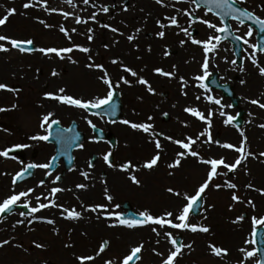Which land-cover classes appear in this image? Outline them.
<instances>
[{
	"label": "rangeland",
	"instance_id": "1",
	"mask_svg": "<svg viewBox=\"0 0 264 264\" xmlns=\"http://www.w3.org/2000/svg\"><path fill=\"white\" fill-rule=\"evenodd\" d=\"M25 3H32L33 7L25 9L23 7ZM236 4L264 19V0H245L243 4ZM104 7L109 9L108 12L103 11ZM13 9L14 14L8 18L5 25L0 26V35L17 41L32 40L34 51L19 52L7 41H0V45L9 49L7 52H0V84L14 90L11 92L0 90V108L6 109L0 112V152L27 145L24 148L27 150L25 159L28 162L35 160L34 164L39 165L46 164L50 159L54 148L44 141L33 140L32 137L47 134L48 125L45 124L42 128L41 123L43 117L49 113L52 115L48 123H51V120H57L61 125L66 124L65 121H60L62 114L59 109L71 107L48 99L46 96L59 95L57 94L58 85H67L69 79L67 65L70 63L102 64L104 70L108 69L109 76H107L113 85L112 90L118 91L123 104V117L120 121L127 120L135 123L138 117L142 118L148 114L154 125L152 134L157 142H161L163 137L172 133L177 137L185 138L186 133L193 132L195 134L193 139L196 140L197 145L199 144L202 139L199 134L203 132L199 119L185 111L191 108L200 112L193 95L197 87L196 79H192V84L189 85L193 89L190 98L182 93L181 80L179 82L176 80L170 89L165 87L160 90L155 81L151 80L155 77L154 65L157 63L156 56L152 52L156 53L158 59L162 55V49L161 44L157 46L152 43V38L158 37L156 33L165 32L162 29H170V33L175 35L177 42L181 44V41H184L182 45H173V51L168 50L171 54L168 53L170 58L173 59L174 71L178 70L180 74L184 71L188 72L190 76H193L192 78L200 76L202 73L199 68L200 61L203 63L205 53L202 45L193 44L191 41L196 39L206 42L210 36L218 34L199 23V20L204 19L220 26L215 16L202 8H197L192 0H180V2L162 0V4H156L155 0H89L87 5L83 3V0H72V4H69L67 0H46V6L45 0H0V18ZM52 9L55 11H51ZM193 9L195 11L190 20L184 13H192ZM61 13H67V19ZM93 13L96 14L95 19H92ZM166 17H175L179 27L169 26L171 20ZM77 18L87 22L78 24ZM41 20L44 23H40ZM157 21L166 27L158 26ZM45 24L50 27H45ZM231 24L234 31H236L234 26H237V31L238 28L246 31L245 25ZM61 26L65 28L67 36L60 31ZM113 28L116 29L115 32L111 30ZM184 28L188 29L191 35L181 31ZM89 34L92 36L91 41L88 39ZM236 34L243 36L244 33ZM129 36L134 38L129 41ZM212 43L217 42L213 40ZM218 44L220 46L208 54L210 62L208 68H215V70L220 69L223 64H226L227 68L231 59L225 45ZM80 47L88 48L90 51L80 52ZM39 48L58 50L72 48L73 51L62 52L64 59H60L55 53L44 55L35 50ZM174 48H179V51H175ZM247 53L248 51L243 52L245 55ZM144 57L148 61L147 64L143 61ZM114 59L117 61L115 64L112 63ZM252 59H255L257 64H264V54L250 55L244 63H252ZM125 67L137 75L132 76L129 72L123 71ZM212 69L208 71L211 72ZM53 71L57 73L56 76L52 75ZM95 74H98L102 81L105 72ZM121 78L128 83H123ZM141 78L148 79L151 92L147 85L138 82ZM92 79H96V76ZM75 87L82 89L84 85H75ZM163 91L168 94L166 99L160 95ZM67 93H71V90L69 89ZM208 107L212 109L213 105L208 103ZM214 109L218 107L214 105ZM163 114L168 115L167 123L161 120ZM228 114L232 115L229 109ZM212 118L213 113L211 116L207 113L206 119L209 123H205L206 134L210 132L209 125ZM120 121L109 124V129L117 139V151L127 153L125 162L135 167H132L130 172H124L125 176L117 185L105 188L107 195L112 197L111 202L106 199L105 191L103 194H97L100 190H94V196L82 194L89 190L78 189L75 186L74 171L68 173L61 183L52 182L39 190L38 181L47 179L48 175L46 168H36L34 180L17 186L12 181L22 166L0 156V202L10 195L32 189L31 194L22 198L18 204L28 202L30 207H36L38 204H50L54 200L58 205V207L43 208L38 213L26 216L16 212L0 220V241H9L7 244L8 256L11 257L9 263L81 264L77 257L92 256L95 259L90 260L91 262L85 259L86 262L83 261V264H105L106 261L121 264L133 247L142 244L143 248L136 264H162L168 254L175 250L169 243L168 237L164 235V232H169L173 239L179 235L182 244L191 245V248L182 249L174 264H257V255L245 259V253L255 251L252 240L254 230L264 229V225L259 224L255 229L253 227L254 218L257 220L264 218V194H262L264 193V173L258 166L256 169H259L262 174L253 172L251 167H247L242 174H237L235 181L231 183L236 186L234 189L227 187L229 182L220 183L214 179L210 182L203 193L204 201L200 215L196 218L189 217L188 220L191 225L207 227L209 229L207 233L168 227L162 229L158 225L130 229L118 224L115 217L120 214L119 206L124 202H128L136 214L148 212L153 217L164 216L175 208L174 213L172 212L173 217L169 219L178 223L174 220L175 215L178 214L176 210H181L187 203L184 199L185 195L193 196L200 185L207 180L210 166V164H203L204 170L200 174L193 173L187 168L188 166L169 168L164 163L155 167L153 177L147 178L142 170L141 173L139 172L140 166L153 156L145 150L140 141L136 142L135 131ZM222 126L225 127V125ZM198 136L199 139H197ZM239 137L242 138V136ZM209 141L211 145L207 149L213 147L211 138ZM204 150H197V153H203V156L199 155L200 160H212L211 153L206 154ZM32 152L38 153L35 158L31 157ZM130 176H135L139 180V186L131 182ZM55 187L63 191L56 193L53 197L51 189ZM245 187H249L250 191H247ZM170 188L174 192H179L180 196L170 193L168 191ZM233 194L238 196V202L233 201ZM37 196L41 197L39 201L36 200ZM45 196L49 199H44ZM65 209L84 212L86 217L81 228H84V232L88 235L91 234L87 239L83 237L75 240L74 238L70 241L63 237L62 234L69 225V222L63 218H58V221L51 225L44 222L48 219L54 221V218L50 217L54 212L61 215L67 214ZM85 209H96V211ZM19 220H24V223L18 224ZM109 224L117 226L109 227ZM153 227L160 233L159 236L151 230ZM224 230H227L225 236H223ZM220 231L222 234H219ZM102 241H107L108 244L106 249L97 255ZM37 243L42 247L36 248ZM66 245L71 246L66 247ZM209 245L227 250V255H213ZM241 249H244V252H241Z\"/></svg>",
	"mask_w": 264,
	"mask_h": 264
},
{
	"label": "flooded vegetation",
	"instance_id": "2",
	"mask_svg": "<svg viewBox=\"0 0 264 264\" xmlns=\"http://www.w3.org/2000/svg\"><path fill=\"white\" fill-rule=\"evenodd\" d=\"M249 31L251 32V36H246V33ZM237 32L244 33L241 37L245 38L247 43L243 45L242 53L247 51L248 53L246 55L243 54L244 56L242 57V64H229L227 68L219 69L218 73L220 81L230 85L232 93L234 94V99L237 102V108L230 109V107L227 105L224 107L223 97L221 94L217 93L212 94L211 98L214 101L218 100L219 104L211 103L213 108L208 110V103L210 102L208 100L209 97L208 92L206 91L207 89L205 87L201 88L199 86H197L195 89L196 102L198 104L200 113L205 117L207 113H213L212 122L210 124V132L202 136V139L199 142L200 150L203 151L205 149L204 152L206 153V147L210 146L208 141L210 140L211 136L214 134H216L215 136L219 135V140L217 139V143L214 144L213 148L210 149L211 155L213 159H223L225 163L232 165L235 163V160L241 156V153L235 151L233 148L225 149L221 147V145L229 144L235 148H239L242 142L238 140H245L243 141V151L247 156V159L243 160L242 163L232 172H228V170L222 166L218 167L217 171L220 174L215 176L213 179L220 183H233L235 181L234 179L236 178V175H240L245 172L247 167H251L255 173H264V156L261 155V153H264V127H259V125H264V108H260L258 105L250 103L251 100H258L259 103L264 104V76L259 74V68L257 66L253 65L252 63H244L245 59L254 53V47H249V43L250 45L254 46L253 29L246 27V31H244L243 29L241 30L238 28ZM167 35L168 34H166L163 38H152V43L157 44V46L161 44L160 47L162 49V55H158V59L156 53L152 52L155 54L157 62L154 67L156 70L160 69L166 73H171V76H160L156 70L154 71L155 77L151 79L153 82L155 81V84L161 87H170L175 82L176 78V74L174 73V68L172 65L173 59L170 58V52L168 51H173L174 44L163 42V39L165 41L167 38H170ZM143 61L146 62V64L148 63L145 57ZM87 65L89 64H68L67 69L69 70V79L67 80V85H58L59 89L63 88L65 89V92L60 93L57 91V94L67 95L82 101L92 102H95V100L99 98L106 97L109 90L108 86L101 81V78L98 74H95L101 69L96 67L89 68ZM258 65L259 67H264V64ZM144 68L143 71L145 72ZM87 76L88 78H86ZM95 76L96 79H92V77ZM191 80V76L183 78V81L188 85V87L192 83ZM75 85H84V87L82 89H77ZM69 89L71 90V93H67ZM186 95H189L188 90L186 91ZM214 105H216L218 109L215 110ZM228 109L232 111L231 116L233 117V120L230 123H225L227 117L229 116ZM59 112L62 114V121H67L70 123L76 122L84 129L86 133L84 137V144H82L78 150L76 165L74 164V170L77 174L75 178L76 187L77 185H85L83 189L77 188L82 190L87 189L89 191L82 194L94 196V190H100V192L97 194H103L106 187L109 188L111 185L113 186L118 184L122 178L121 168L126 165L125 161L128 157V154H123L124 152L117 151L116 149L112 150L110 144L107 141H98L96 136L88 130V128H91L88 121H91L92 124H94L97 128L109 134L110 132L108 130L106 120L102 117L89 114L83 110L68 109L67 107L64 109H59ZM221 112H223L225 115L221 116ZM239 114H241L240 126L237 127L234 121L238 118ZM199 123L202 131L205 132V123L200 119ZM222 125H225V127ZM241 132L244 134L242 138L239 137L241 136ZM207 135H209V137ZM249 153L250 155H248ZM108 154H110L109 160L113 161L112 167H108L103 159L104 156ZM84 157H87L89 162H87V160L85 161ZM115 164H117V166ZM256 166H258L262 172L259 169H256ZM140 168H143L145 176L152 171H155L153 168L150 170L145 169L143 166H140ZM190 169L193 171V173L201 174V171L204 170V165L199 162V165L196 166V170L194 168ZM62 173L63 165H60L58 174L61 175ZM82 173L86 174L87 178H85V175ZM44 183L48 184L47 181H44Z\"/></svg>",
	"mask_w": 264,
	"mask_h": 264
},
{
	"label": "snow or ice",
	"instance_id": "3",
	"mask_svg": "<svg viewBox=\"0 0 264 264\" xmlns=\"http://www.w3.org/2000/svg\"><path fill=\"white\" fill-rule=\"evenodd\" d=\"M67 2L69 4H72V0H67ZM178 2H180V0H178ZM205 2L214 4L217 8H219L221 10V12H223L224 16H231V18L235 19V20H240L241 17H243L244 19H251L253 17V14L248 12L247 10L235 8L233 6L236 3H239V4L245 3V0H205ZM83 3L85 5H87L89 3V0H83ZM155 3L156 4H162V0H155ZM192 3L198 5L199 0H192ZM45 6H46V0H45ZM23 7L25 9H28V8L33 7V4L32 3H25L23 5ZM225 9H227V10H225ZM108 10L109 9L107 7L103 8V11L105 13L108 12ZM125 10H127V9H125ZM14 11H15L14 9L13 10H9L7 12V15H5L3 18H0V26L5 25V23L7 22L8 18L11 15L14 14ZM51 11H55V9H52ZM194 11H195V9H193L192 13L185 12L184 15L189 16V19L191 20L192 19V14L194 13ZM61 14L64 15L65 18L67 19V17H68L67 13H61ZM95 15L96 14L93 13L92 19H95ZM205 15H207V13H205ZM166 19H170L171 20V24L169 26L179 27L175 17H171V18L166 17ZM86 22L87 21H82L79 18L76 19V23H78V24L79 23H86ZM257 22L261 25L262 30H264V20H259L257 18ZM40 23H44V21L41 20ZM199 23L206 25L207 28H209V29H213L216 33L230 34V29L228 28L227 25L224 24L223 20H221V26H217L215 23L209 22L208 20H204V19L199 20ZM157 24L160 27H166L165 25L160 24L159 21H157ZM45 27H50V26L45 24ZM103 27H108V26L107 25H103ZM111 30L113 32L116 31V29H114V28L111 29ZM60 31L62 33H64L66 36L68 35V33L65 31V28L63 26L60 27ZM73 31H75V30L73 29ZM137 31H139V30H137ZM181 31L185 32L187 35H191V33H189L188 29H186V28L181 29ZM89 32H91V29H89ZM158 36L160 38H163L165 36V32H163V31L159 32ZM246 36H251V32L249 31L248 33H246ZM133 38H134L133 36H129L128 40L131 41ZM222 38L223 37L220 36V35L210 36L208 38V41H206V42H202V41H199V40H196V39H192L191 42L193 44L202 45L204 53H205V60H204V63L202 65V70H203L204 75L196 76V77H194V79H196L198 81H203L210 75V73L208 71V66H209L208 54L210 52H213V51L216 50L217 45H218L219 41ZM88 39H89V41H91L92 40V36L89 35ZM234 39L237 40V41H240V40L243 39L244 43H247V40L245 38H243V37H240V36H235ZM213 40H215L217 43L213 44L212 43ZM0 41H7V43L10 44L13 49H17L20 52H23L25 50L24 47H22V44H26V45H32L33 44L32 40L17 41L15 39H9V38H7V37H5L3 35H0ZM183 43H184V41H181V44H183ZM249 47H254V46L249 45ZM35 50L43 53L44 55H48L49 53H55V55L57 57H59L60 59H64V56L61 55L62 52L63 53H70V52L73 51L72 48H65V49H59V50L58 49H54V48H49V49L39 48V49H35ZM7 51H9L8 48L4 47L3 45H0V52H7ZM79 51L83 52V53H88L90 50L88 48H85V47H80ZM254 54H255V49H254L253 55ZM73 62H75V61H73ZM112 63L115 64V63H117V61L114 59L112 61ZM232 63H235V61H232ZM252 64L257 66L259 68V74L261 76H264V67H259V65L257 64V61L255 59H252ZM87 67H89V68L96 67V68H100L103 71V68L100 65L89 64V65H87ZM241 70H243V69H241ZM123 71L129 72L132 76H136L137 75L134 71H132L131 69H129L127 67H125L123 69ZM156 72L160 76H171V73H166V72H164V71H162L160 69H157ZM52 75L56 76L57 73L55 71H53ZM121 80H122L123 83H128V81L124 80L123 78H121ZM102 82L105 85L108 86L109 90L107 92V96L104 97V98H99V99L95 100V102L82 101L80 99L73 98V97H70V96H67V95L48 94L46 96V98L52 99V100H56L59 103L67 105V106H70V107H75V108H78V109H82L85 112H89V110H91V109H98V108H101L104 105H109L111 100H112V97H113L112 87H113V85L111 84L110 80L108 79L106 72H105L104 77L102 78ZM138 82L140 84H142V85H147L149 92L152 91L151 86L148 85V82L146 80L141 78V79H139ZM199 87L204 88L205 86H204V84H200ZM0 90H6V91H10V92L14 91L11 88H7V86L4 85V84H0ZM59 92L60 93H64L65 89L61 88V89H59ZM198 99H199V97H198ZM208 100H209L210 103L219 104L218 100L214 101V100H212L211 97H209ZM250 103L258 105L260 108H264V104L259 103L258 100H251ZM13 107H15V105ZM3 111H6V109L0 108V112H3ZM185 111L190 113L191 115L197 117L198 119H200L204 123H206V124L209 123L208 120L206 119V117L203 114H201L200 112H198V111H196L194 109H191V108H187V109H185ZM51 115L52 114L49 113L48 115H45L43 117V121L41 123V127L42 128H44L45 124L48 125V128H51L53 124H58L59 123V121H57V120H51V123H48L49 120L51 119ZM220 115L223 116L225 114L223 112H221ZM208 116H211V113H208ZM232 120H233V117L232 116H228L227 120L225 121V123H230ZM88 123H89L90 127L95 128V125L92 124L91 121H88ZM120 123L128 125L133 130H141V131H143L145 133H148L149 129L151 128V125L130 123L127 120H122V121H120ZM259 127H264V125H259ZM205 134H206V131L205 132H201L199 135L200 136H204ZM240 135L243 137V135H244L243 132H241ZM32 139L33 140H39V141H48L49 135L34 136V137H32ZM197 139H199V136L197 137ZM173 142L178 144V146L180 148L185 149L187 155L193 156V157L198 156V153L196 151L190 150L191 146L196 143V140L188 138V142L187 143H183V142H180V141H173ZM243 146H244V142H242V144H241V146L239 148H235L234 146L229 145V144H222L221 145V147H223L225 149L233 148L235 151L241 153V156L239 158H237L235 160V163L232 164V165H229V164L225 163L223 159H220V160H216V159L203 160V159H201L199 161L200 163H203V164H210L211 170L208 172L207 180H205V182L200 185L198 190L195 192V195H193V196L185 195L184 196V199L187 201V204L184 207H182V209L180 210L179 214L175 215V217H174V220L178 221V223L177 222H173V219H169V217H173V213L172 212H167V213H165L164 216H160V217H153L148 212H141L139 214L140 219H138V220L124 219V218H122L120 216H116L115 219L118 221V224L120 226H124V227L130 228V229L131 228H135V227H143L145 225H158L162 229L165 228V227H168V228H172V229H180V230L188 229V230H190L192 232L199 231V232H202V233H207L209 231V229L207 227H197V226L191 225L188 222L190 211H192L194 209V206L201 199L202 194L205 193L206 189L209 187V184L213 180V178L220 174L217 171L218 167L222 166L223 168L227 169L228 172H232V171H234L237 168V166H239L242 163L243 160L247 159V156L244 154V151H243ZM23 147H27V145H24ZM160 147H161L160 143L157 142L156 143V148L160 149ZM7 155H8L7 151L0 152V156L7 157ZM109 155L110 154L105 155L103 159H104L105 163L108 165V167H112L113 165L109 162ZM184 155H185V153H178V156L180 158L176 159L173 163L169 164L168 167L169 168L179 167L181 165V159L184 158ZM248 155H250V153ZM261 155L264 156V153H261ZM159 159H160L159 155H156L150 161L146 162L143 165V167L145 169H149L150 170L154 166L157 165V162H158ZM48 167H49V165H47V164H39V165L38 164H29V165H27V168L24 171L26 172L28 169L48 168ZM130 167H131L130 164H126V165H124L121 168V171H127ZM83 175H85V178H87L86 174H83ZM22 177H23V173H17V175L15 177H13V181H12L13 184H16L18 179H20ZM129 179L131 180V182L133 184L139 186L140 182L135 176H130ZM56 180H59V177H57ZM56 180H53V183H56ZM41 183H43V182H41ZM77 187L78 188H84L85 185H77ZM227 187L229 189H234L236 186L234 184L228 183ZM249 187H251V185H249ZM32 191H33L32 189H29L28 191H24V192H20L18 194L10 195L8 198H6L2 202H0V216H2L5 213H11L12 209L15 206H19V207H23V208L27 209L28 214L37 213L43 208L58 207V205L55 204L54 200L50 204H38L36 207H30L28 202H23L22 204H18V202H20L22 200V198L28 197L31 194ZM61 191H63V189H61L59 187H55V188L51 189V194L54 197L56 193H59ZM168 191L170 193H172L173 195L180 196L179 192H174L173 189H171V188L168 189ZM105 192H106V199L109 202H111L112 197L110 195H107V189H105ZM262 194H264V193H262ZM40 199H41V197H39V196L36 197L37 201H39ZM44 199L47 200L49 198L47 196H45ZM232 199H233V201H237V202L239 201L238 196H236L235 194H233ZM249 203H251V201H249ZM97 207L98 208H102V206H97ZM85 210L86 211H89V210L96 211V209H85ZM64 211L67 212V215L64 216V219L78 220V219L81 218L80 213L75 211L74 209L70 210V211L65 209ZM104 211H107V209H104ZM20 215L21 216H25L24 213H20ZM25 219H27V217H25ZM240 219H242V217ZM29 222H31V221H29ZM44 222L49 224V225L54 223V221L51 220V219H48V220H46ZM17 223L18 224H23L24 220H19V221H17ZM258 224L259 225H264V218H261L259 220L254 218L253 219V227H254V229L256 228V226ZM108 226L109 227H115L117 225L109 224ZM151 230L153 232H155L157 234V236L160 235V233L157 231V229L155 227H153ZM164 235L166 237H168L169 243L172 244V246H173V248L175 250L171 251L168 254L167 258L163 260L162 264H174L175 259L177 258V256L179 254H181L182 249L185 248V247L191 248V245L190 244L189 245H184L182 243L178 244V242L175 239L172 238V235L169 232H164ZM253 235H255V231H254ZM8 243H9L8 240H4L3 242H0V247H3L4 245H7ZM107 244H108L107 241H104L103 244H101V246L99 248V251L97 252V255H100V253H102L105 250V247L107 246ZM70 246L71 245H66V247H70ZM35 247L36 248H41L42 245L37 243V244H35ZM209 247L211 248V251H212L213 255H216V256H220L221 254L227 255V250L221 249V248L213 246V245H209ZM142 248H143L142 244L138 245L136 247H133L131 249V254L127 255L126 257H124V259L121 261V264H129V262L133 261L134 258L138 259L139 258L138 254L141 252ZM240 251L244 252V249H241ZM157 254L159 255V253H157ZM255 255H256L255 251H248V252L245 253V259L251 258V257H253ZM77 259L81 261V264H83V261L85 259L93 260V259H95V257H92V256H89V257H77ZM105 264H113V262L112 261H106ZM262 264H264V262H262Z\"/></svg>",
	"mask_w": 264,
	"mask_h": 264
},
{
	"label": "water",
	"instance_id": "4",
	"mask_svg": "<svg viewBox=\"0 0 264 264\" xmlns=\"http://www.w3.org/2000/svg\"><path fill=\"white\" fill-rule=\"evenodd\" d=\"M197 6L198 7H200V6L205 7L208 11H210V12L214 13L216 16L220 17L224 21L225 25H227V20L231 18V16H224L223 12H221V10L219 8H217L212 3L205 2V0H199V3ZM233 6L235 8L241 9L236 4H234ZM225 10H227V9H225ZM240 21L250 22V23L256 25L258 30H259V33L263 36L262 38L259 37L260 41L264 42V30H262L261 25L257 22L256 19H254L253 17L251 19H244L243 17H241ZM22 47H24L25 50H31L32 49L31 45L22 44ZM212 81H216L215 76L213 77ZM216 84L217 83L215 82V85ZM216 87L223 89V90L228 89L226 86L224 87V86L216 85ZM119 109H120V104H119L118 96L116 93H114L110 104L106 105L104 107V112L106 114L110 115L111 120H113L119 114ZM98 112H102V111H98ZM81 140H82L81 135L77 132L75 125H72L70 127V129H68V130H63L59 127L58 124H53L51 127V131H50L48 141H50L56 145L57 155L54 158V161L59 160V158H63L68 163V165H70L71 161H72V157H71L72 151L79 146ZM16 153H17V151H9L8 152L9 155L10 154H16ZM200 207H201V202L198 201L197 204L194 206V209L192 210V214L197 215L199 213ZM123 208L127 210V215L120 216V217H122L124 219H132V220L140 219L138 217H135L130 212V208H129L128 204H125L123 206ZM6 214L7 213H5L4 215H6ZM262 234H263V231L258 230L257 235H256L259 256L261 258L260 264H262V262H264V249H263Z\"/></svg>",
	"mask_w": 264,
	"mask_h": 264
},
{
	"label": "bare ground",
	"instance_id": "5",
	"mask_svg": "<svg viewBox=\"0 0 264 264\" xmlns=\"http://www.w3.org/2000/svg\"><path fill=\"white\" fill-rule=\"evenodd\" d=\"M162 30H165V33L168 34L167 36L170 37V38H167L165 41L163 39V42H168L170 44L173 43L175 46H177V44L182 45V44H180L179 42L176 41V39L174 38L175 35L170 33L171 32L170 29H162ZM156 35L158 36V33H156ZM171 36H172V38H171ZM174 50L175 51H179V48H174ZM184 76H186L185 73H184ZM135 123L136 124H148V125H151V128L149 129L148 133H145V132H143L141 130H134L135 131L134 135H135V138H136V142L140 141L143 144V147L145 149H149L151 151L157 152L159 156H162L163 154H165L168 151L169 155H170V159H171L172 162H174L176 159L180 158L178 156V153H185L184 158L181 159V163H183V164H186L189 161H196L194 158H190V157L187 156V153H186L185 149L180 148L178 146V144L173 142V141H179L177 136L174 135V134L166 136L164 138V140L160 143V145H161L160 149H157L156 148V143L152 142L149 139V134L153 131V127L154 126L152 125L150 117H149L148 114L145 117H142V118L138 117L135 120ZM192 137H193V135H192ZM190 168H194L195 169L194 164H192L190 166ZM245 189L247 191H250L249 187H245ZM79 213H80L81 218L78 219V220L65 219L66 221L69 222V225L67 227V230L65 232H63L62 236L67 238V239H69L70 241H72L74 238H75V240H78V239L83 238V237L87 239V237H89V235H91L89 232H88L89 235L87 233H85L84 232L85 229L81 228V224H82V222H83V220L85 219L86 216H84V212H79ZM65 215H67V214H65ZM65 215H61V214L57 213L55 215V219H57V218H63L64 219ZM75 223H77V224H75ZM224 231L225 232H224L223 236H225L227 234V230H224ZM219 234H222V231H220ZM0 242H3V241H0ZM8 253H9V251L7 249V245H4L3 247H0V264H10L9 262L11 260V257L8 256L9 255ZM87 262H91V261L87 260Z\"/></svg>",
	"mask_w": 264,
	"mask_h": 264
}]
</instances>
